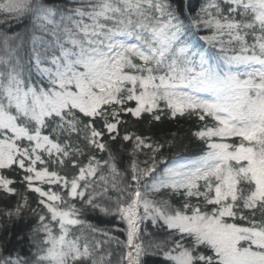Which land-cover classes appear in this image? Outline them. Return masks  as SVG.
Wrapping results in <instances>:
<instances>
[{"label": "snow or ice", "instance_id": "snow-or-ice-1", "mask_svg": "<svg viewBox=\"0 0 264 264\" xmlns=\"http://www.w3.org/2000/svg\"><path fill=\"white\" fill-rule=\"evenodd\" d=\"M0 264H264V0H0Z\"/></svg>", "mask_w": 264, "mask_h": 264}, {"label": "trees", "instance_id": "trees-1", "mask_svg": "<svg viewBox=\"0 0 264 264\" xmlns=\"http://www.w3.org/2000/svg\"><path fill=\"white\" fill-rule=\"evenodd\" d=\"M171 127L174 130L179 131V133L184 137L182 144L179 148V151L184 154H192L196 153L199 145L190 142V130L192 128V125L187 121H181L179 123H175L171 125ZM32 225L31 219H21L18 222H15L11 225H9L10 231L14 234L13 239L9 243V247L11 248H19L22 252L27 251V231ZM23 233L24 239L23 240H17L15 238V234ZM159 259V258H155Z\"/></svg>", "mask_w": 264, "mask_h": 264}]
</instances>
